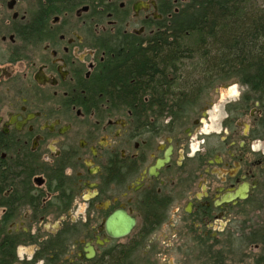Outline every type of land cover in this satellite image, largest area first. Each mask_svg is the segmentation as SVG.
<instances>
[{"label":"flooded vegetation","instance_id":"obj_1","mask_svg":"<svg viewBox=\"0 0 264 264\" xmlns=\"http://www.w3.org/2000/svg\"><path fill=\"white\" fill-rule=\"evenodd\" d=\"M188 3L0 0V264H264V104L161 45Z\"/></svg>","mask_w":264,"mask_h":264},{"label":"trees","instance_id":"obj_2","mask_svg":"<svg viewBox=\"0 0 264 264\" xmlns=\"http://www.w3.org/2000/svg\"><path fill=\"white\" fill-rule=\"evenodd\" d=\"M169 29L174 41L165 39L161 45L177 47L183 40L179 44L183 50L175 49L174 54H197L199 58L193 59L205 64L208 84L236 80L264 104V0H189ZM196 35V44L184 40ZM152 61L142 52L123 69L113 71L106 84L113 91L121 89L120 83L132 90L136 85H128L130 75L142 74Z\"/></svg>","mask_w":264,"mask_h":264},{"label":"rangeland","instance_id":"obj_3","mask_svg":"<svg viewBox=\"0 0 264 264\" xmlns=\"http://www.w3.org/2000/svg\"><path fill=\"white\" fill-rule=\"evenodd\" d=\"M198 38L199 37L196 35L194 37H188L184 40L186 42H190V44H194V43L196 44ZM182 44H184V43H182ZM194 57H196V56H194ZM194 59L191 60V62L194 63L193 65H195V63L199 62L198 60L195 61ZM232 81L237 82L238 84L233 85L231 87V89H229L227 92L226 91L221 92L219 98L216 97V94L214 96H212L214 94L212 91L210 93L208 92V95L212 96V97L210 96L211 98H213V97L215 98V99L213 98V100H214L213 102L216 104L214 109H217L219 106H221L227 102L235 101L239 97L240 94L248 93L247 87H245L244 85H242L241 83H239L236 80H232ZM213 89H214V87H213ZM261 146L264 147V142H261ZM257 205L258 206H264V203L260 201V202H257ZM257 215H261V217H263L264 213H259Z\"/></svg>","mask_w":264,"mask_h":264},{"label":"water","instance_id":"obj_4","mask_svg":"<svg viewBox=\"0 0 264 264\" xmlns=\"http://www.w3.org/2000/svg\"><path fill=\"white\" fill-rule=\"evenodd\" d=\"M112 228H113V232H114V234H118V235H114V236H121V235H123V234H126L127 233V231H128V229H125L124 230V228L121 226V225H117V224H114V225H112L111 226ZM124 231V232H123ZM123 232V233H122Z\"/></svg>","mask_w":264,"mask_h":264}]
</instances>
